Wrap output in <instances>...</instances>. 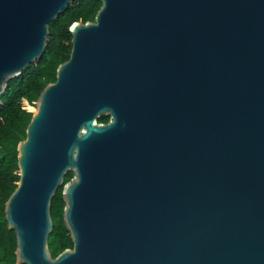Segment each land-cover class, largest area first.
<instances>
[{
	"label": "water",
	"instance_id": "95a60500",
	"mask_svg": "<svg viewBox=\"0 0 264 264\" xmlns=\"http://www.w3.org/2000/svg\"><path fill=\"white\" fill-rule=\"evenodd\" d=\"M75 1L0 0V95ZM100 1L18 145L17 264H264V0Z\"/></svg>",
	"mask_w": 264,
	"mask_h": 264
},
{
	"label": "trees",
	"instance_id": "16d2710c",
	"mask_svg": "<svg viewBox=\"0 0 264 264\" xmlns=\"http://www.w3.org/2000/svg\"><path fill=\"white\" fill-rule=\"evenodd\" d=\"M102 4L100 0H76L70 4L49 24L48 46L42 58L30 64L24 74L9 81L0 95V264H17L16 233L8 227L5 205L20 180L18 145L26 139L40 94L48 84L56 82L58 67L70 58L73 46L70 28L75 22L95 21ZM108 120L104 115L99 118L100 123ZM72 177L73 173L68 172L66 182ZM64 208L60 187L51 207L54 229L49 237V248L53 257L74 246L64 222Z\"/></svg>",
	"mask_w": 264,
	"mask_h": 264
},
{
	"label": "flooded vegetation",
	"instance_id": "af4514ba",
	"mask_svg": "<svg viewBox=\"0 0 264 264\" xmlns=\"http://www.w3.org/2000/svg\"><path fill=\"white\" fill-rule=\"evenodd\" d=\"M106 117H108V118H109V120H108L107 122H105V123H108V122L111 120V117H110V116H106Z\"/></svg>",
	"mask_w": 264,
	"mask_h": 264
}]
</instances>
